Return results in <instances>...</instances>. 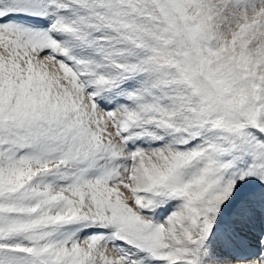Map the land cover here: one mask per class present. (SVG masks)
<instances>
[{"label": "snow or ice", "instance_id": "obj_1", "mask_svg": "<svg viewBox=\"0 0 264 264\" xmlns=\"http://www.w3.org/2000/svg\"><path fill=\"white\" fill-rule=\"evenodd\" d=\"M0 264H264V0H0Z\"/></svg>", "mask_w": 264, "mask_h": 264}]
</instances>
